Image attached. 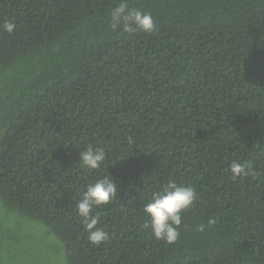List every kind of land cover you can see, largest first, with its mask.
<instances>
[{
	"label": "trees",
	"instance_id": "obj_1",
	"mask_svg": "<svg viewBox=\"0 0 264 264\" xmlns=\"http://www.w3.org/2000/svg\"><path fill=\"white\" fill-rule=\"evenodd\" d=\"M120 2L0 0V264H264V0H127L152 32L113 30ZM105 176L93 245L76 204ZM169 181L198 197L172 244L143 213Z\"/></svg>",
	"mask_w": 264,
	"mask_h": 264
},
{
	"label": "clouds",
	"instance_id": "obj_2",
	"mask_svg": "<svg viewBox=\"0 0 264 264\" xmlns=\"http://www.w3.org/2000/svg\"><path fill=\"white\" fill-rule=\"evenodd\" d=\"M111 28L131 32L133 27H139L145 32L154 30V21L150 13L141 12L130 8L127 0L115 6L111 11ZM4 31L11 34L16 29V24L7 21L3 25ZM131 141V137L128 138ZM80 163L88 170H96L101 167L106 159L103 149H94L88 146L79 151ZM230 172L233 178L256 176V172L250 162L233 161L230 164ZM117 196V188L113 178L107 176L87 185L82 193V198L77 202L76 208L83 219L87 240L93 245H100L109 239V234L99 227V217L93 214L96 206L108 204L111 198ZM198 199L195 190L190 186L178 185L175 181H169L162 190L154 192L151 199L143 205V213L148 217L145 227L150 228L154 239L167 244L175 243L179 236V228L183 223V214L193 206ZM209 225L214 220L207 221ZM205 224L198 226L203 231Z\"/></svg>",
	"mask_w": 264,
	"mask_h": 264
}]
</instances>
